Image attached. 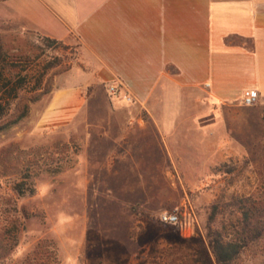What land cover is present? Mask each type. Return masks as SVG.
Instances as JSON below:
<instances>
[{
    "label": "rangeland",
    "instance_id": "obj_1",
    "mask_svg": "<svg viewBox=\"0 0 264 264\" xmlns=\"http://www.w3.org/2000/svg\"><path fill=\"white\" fill-rule=\"evenodd\" d=\"M1 43L17 98L6 94L12 109L0 123V264H197L200 250L211 254L212 219L230 230L245 205L264 226L260 102L225 109L201 132L183 125L170 154L152 127L127 129L102 87L85 92L72 123H44L79 46L14 33ZM185 205L197 217L189 233L160 221ZM237 264H264V240Z\"/></svg>",
    "mask_w": 264,
    "mask_h": 264
},
{
    "label": "crops",
    "instance_id": "obj_2",
    "mask_svg": "<svg viewBox=\"0 0 264 264\" xmlns=\"http://www.w3.org/2000/svg\"><path fill=\"white\" fill-rule=\"evenodd\" d=\"M12 33L79 46L44 123H72L102 87L127 129L174 154L183 125L214 126L246 91L264 106V0H0V43Z\"/></svg>",
    "mask_w": 264,
    "mask_h": 264
},
{
    "label": "trees",
    "instance_id": "obj_3",
    "mask_svg": "<svg viewBox=\"0 0 264 264\" xmlns=\"http://www.w3.org/2000/svg\"><path fill=\"white\" fill-rule=\"evenodd\" d=\"M49 44L63 43L61 41L43 37ZM8 55L0 43V123L4 122L12 109V102L6 98V94L12 100L17 98L13 95L16 89H8L10 82L6 75ZM25 114L29 111V105H25ZM22 117V115H20ZM2 129L0 125V130ZM244 203V202H243ZM215 220L212 219L208 225V240L211 250H200L193 261L197 264H237L241 254L250 244L264 240V226H259L250 209L244 210L237 215L236 221L231 225L230 230L226 227H214ZM212 255V256H211ZM195 256V255H194Z\"/></svg>",
    "mask_w": 264,
    "mask_h": 264
},
{
    "label": "built area",
    "instance_id": "obj_4",
    "mask_svg": "<svg viewBox=\"0 0 264 264\" xmlns=\"http://www.w3.org/2000/svg\"><path fill=\"white\" fill-rule=\"evenodd\" d=\"M109 93L113 96L119 97L121 90L118 86L112 85L109 87ZM123 98L128 102H132L133 98L129 95L123 94ZM260 100V93L256 90H249L244 93L242 105L253 106ZM160 221L164 224L177 226L185 234L189 233L197 221L196 214L193 208L185 205L183 208L178 207L173 212H163L160 214Z\"/></svg>",
    "mask_w": 264,
    "mask_h": 264
}]
</instances>
